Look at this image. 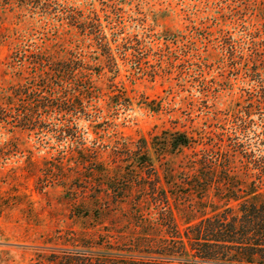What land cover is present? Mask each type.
Here are the masks:
<instances>
[{
  "label": "rangeland",
  "instance_id": "374dc122",
  "mask_svg": "<svg viewBox=\"0 0 264 264\" xmlns=\"http://www.w3.org/2000/svg\"><path fill=\"white\" fill-rule=\"evenodd\" d=\"M41 1L0 0V109L7 107L4 98L12 88L29 83L35 54L57 61L75 53L89 64L87 74L100 93L89 111L102 110L104 121L114 124L105 133L106 145L118 141L135 149L165 130L219 142V136L232 135L234 113L247 106H256L249 138H263L264 107L257 106L264 105L246 101L252 94L258 98L260 87L246 74L260 78L252 41H264V0H55L100 17L113 62L100 40L44 11L47 0ZM119 94L132 106H108ZM75 123L73 140L58 133L67 123L55 114L41 130L0 125V148L14 150L6 161L0 159V195L7 202L0 214V264H35L50 247L104 234L92 212L84 217L104 179L79 153L96 148V132L104 133L86 118ZM151 154L162 175L163 161ZM191 155L187 150L167 159L179 170ZM98 158L110 168L124 165L114 160L111 147ZM123 175L132 181V201L143 184L139 178L147 175L133 168ZM102 222L114 228L130 223L116 214Z\"/></svg>",
  "mask_w": 264,
  "mask_h": 264
},
{
  "label": "trees",
  "instance_id": "16d2710c",
  "mask_svg": "<svg viewBox=\"0 0 264 264\" xmlns=\"http://www.w3.org/2000/svg\"><path fill=\"white\" fill-rule=\"evenodd\" d=\"M42 9L67 20L96 42L100 40L107 50V61H115L112 44L95 12L86 16L55 0L50 4L47 0ZM252 46L259 59L253 61V67L261 68L260 78L255 80L253 74H246V78L259 84L260 90L258 98L252 94L246 101L264 105V41H252ZM70 55L55 61L35 54L31 62L34 75L29 83L12 88L11 95L4 98L7 107L0 109V125L36 131L46 127L55 114L67 123L58 128V133L73 140L78 137L76 121L86 118L96 123L94 129L104 133L96 132L97 147H85L79 153L89 169L104 179L99 196H91V210L84 212V217L94 214L104 234L95 232L96 238L84 235L73 241L77 244L50 247L35 264H264V136L257 142L249 138L250 118L256 106L234 113L232 135L226 139L219 136V142L210 138L208 144L202 136L165 130L151 142L142 139L135 149L118 141L109 146L103 140L114 124L104 121L107 118L102 110L89 111L100 95L87 74L91 68L82 55ZM81 82L85 87L80 88ZM48 88L50 91L44 93ZM124 99L119 94L108 106H132ZM201 145L206 148L197 150ZM110 147L114 160L124 165L110 168L100 161V153ZM187 150L192 155L185 157V166L178 170L167 158L184 155ZM13 152L0 148V159L6 161ZM151 153L163 161L162 175ZM130 168L147 175V179L139 178L143 184L132 201V181L123 175L124 169ZM6 205L0 195V214ZM111 214L130 223L122 228L104 226L102 221L110 219Z\"/></svg>",
  "mask_w": 264,
  "mask_h": 264
}]
</instances>
